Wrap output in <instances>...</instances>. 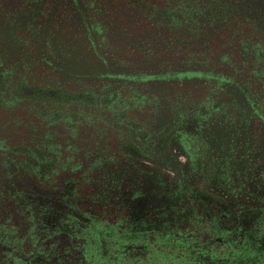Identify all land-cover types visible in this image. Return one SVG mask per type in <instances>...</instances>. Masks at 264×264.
Here are the masks:
<instances>
[{
  "label": "flooded vegetation",
  "instance_id": "af4514ba",
  "mask_svg": "<svg viewBox=\"0 0 264 264\" xmlns=\"http://www.w3.org/2000/svg\"><path fill=\"white\" fill-rule=\"evenodd\" d=\"M0 264H264V0H0Z\"/></svg>",
  "mask_w": 264,
  "mask_h": 264
}]
</instances>
